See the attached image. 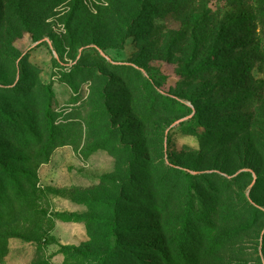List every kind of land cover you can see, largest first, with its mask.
Segmentation results:
<instances>
[{"label": "rangeland", "instance_id": "obj_1", "mask_svg": "<svg viewBox=\"0 0 264 264\" xmlns=\"http://www.w3.org/2000/svg\"><path fill=\"white\" fill-rule=\"evenodd\" d=\"M0 264H264V0H0Z\"/></svg>", "mask_w": 264, "mask_h": 264}]
</instances>
